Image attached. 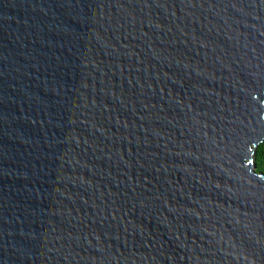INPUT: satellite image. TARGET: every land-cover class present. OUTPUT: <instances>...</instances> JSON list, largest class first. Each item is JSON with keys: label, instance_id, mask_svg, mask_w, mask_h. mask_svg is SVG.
Masks as SVG:
<instances>
[{"label": "water", "instance_id": "95a60500", "mask_svg": "<svg viewBox=\"0 0 264 264\" xmlns=\"http://www.w3.org/2000/svg\"><path fill=\"white\" fill-rule=\"evenodd\" d=\"M264 0H0V264H264Z\"/></svg>", "mask_w": 264, "mask_h": 264}, {"label": "trees", "instance_id": "16d2710c", "mask_svg": "<svg viewBox=\"0 0 264 264\" xmlns=\"http://www.w3.org/2000/svg\"><path fill=\"white\" fill-rule=\"evenodd\" d=\"M255 170L258 174L264 175V143L260 145L255 153Z\"/></svg>", "mask_w": 264, "mask_h": 264}]
</instances>
